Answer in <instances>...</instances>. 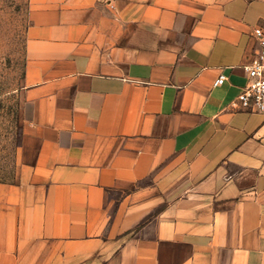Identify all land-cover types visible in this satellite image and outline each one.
<instances>
[{"label":"crops","instance_id":"crops-1","mask_svg":"<svg viewBox=\"0 0 264 264\" xmlns=\"http://www.w3.org/2000/svg\"><path fill=\"white\" fill-rule=\"evenodd\" d=\"M29 15L0 264H264V114L232 105L264 0H30Z\"/></svg>","mask_w":264,"mask_h":264},{"label":"rangeland","instance_id":"rangeland-1","mask_svg":"<svg viewBox=\"0 0 264 264\" xmlns=\"http://www.w3.org/2000/svg\"><path fill=\"white\" fill-rule=\"evenodd\" d=\"M30 0H0V179L12 180L22 140Z\"/></svg>","mask_w":264,"mask_h":264},{"label":"built area","instance_id":"built-area-1","mask_svg":"<svg viewBox=\"0 0 264 264\" xmlns=\"http://www.w3.org/2000/svg\"><path fill=\"white\" fill-rule=\"evenodd\" d=\"M254 35L258 39L261 49L252 64L246 67L248 83L232 105L235 108L264 114V31L256 29ZM226 81L227 76L221 74L214 86L219 87Z\"/></svg>","mask_w":264,"mask_h":264}]
</instances>
